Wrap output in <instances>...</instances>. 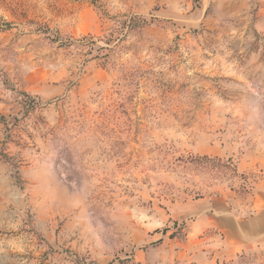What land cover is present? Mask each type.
<instances>
[{
	"label": "rangeland",
	"instance_id": "374dc122",
	"mask_svg": "<svg viewBox=\"0 0 264 264\" xmlns=\"http://www.w3.org/2000/svg\"><path fill=\"white\" fill-rule=\"evenodd\" d=\"M261 206L264 0H0V264H264Z\"/></svg>",
	"mask_w": 264,
	"mask_h": 264
},
{
	"label": "crops",
	"instance_id": "0c3cea01",
	"mask_svg": "<svg viewBox=\"0 0 264 264\" xmlns=\"http://www.w3.org/2000/svg\"><path fill=\"white\" fill-rule=\"evenodd\" d=\"M258 213L241 223L237 219L229 218L225 231L230 236H241L242 240L260 239L264 237V207Z\"/></svg>",
	"mask_w": 264,
	"mask_h": 264
}]
</instances>
